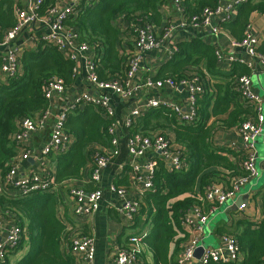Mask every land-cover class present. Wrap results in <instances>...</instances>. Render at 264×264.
I'll return each instance as SVG.
<instances>
[{
  "label": "trees",
  "instance_id": "1",
  "mask_svg": "<svg viewBox=\"0 0 264 264\" xmlns=\"http://www.w3.org/2000/svg\"><path fill=\"white\" fill-rule=\"evenodd\" d=\"M56 1L43 0L39 12L46 13ZM164 2L98 0L97 4L88 5L82 0L80 8L66 23L76 27L80 39L94 49V72L99 81H124L126 77L129 54H119L116 48L118 43L122 45V31L116 27L115 21L124 17L129 23L132 37L135 25L158 20L159 6ZM218 3V0H183L182 6L185 16L191 17L201 14L206 7L215 8ZM255 12L264 14V0L246 1L240 7L237 20L223 25L241 40L251 14ZM16 23L14 1L0 0V38ZM259 50L264 52V45ZM19 61L17 73L4 79L0 76L1 179L5 178L19 157L21 145L13 137L21 120L48 109L49 100L45 90L53 78H61L67 88L74 85L76 78V61L57 47L45 45L44 41L38 42L37 49L22 52ZM1 65L0 59V71ZM190 65L202 67L214 77L212 81L205 79L201 82L203 90L196 95L194 105L196 118L192 122L182 121L174 109L160 105L143 111L128 127L131 135L148 136L160 132L183 153L182 159L186 162L185 168L176 171L170 170L162 159L155 158L154 185L138 199L139 209L132 220L134 222L143 216L151 227L149 234L142 235L145 250L137 257L135 264H168L171 244L176 241L179 250L181 243L189 240L186 225L192 208L197 206L199 194L195 188L198 181L203 194L212 184L230 189L238 177L247 175L242 166L247 156L245 149L236 150L229 144H221L217 135L221 130L240 128L245 122L255 120V104L243 99L237 88L239 78L250 75L251 70L244 64L233 63L230 73H217L218 59L214 47L201 38H192L179 42L177 51L161 66L157 78H172L180 84L203 73L202 70L187 69ZM113 123L114 119L109 118L105 109L97 103H87L83 109L76 107L69 114L64 131L73 142L67 150L56 154L53 185L82 180L86 172L90 176L95 151L106 149L107 154L112 156L114 148L111 146L109 129ZM167 130L171 131L170 135L166 134ZM109 148L112 150H107ZM86 190H92V187ZM0 206L4 211L14 213L16 223L23 230L22 238L13 251L22 249L26 241L29 245L17 264H78L70 249L74 235L72 222H66L60 216L55 195L38 192L1 196ZM181 232L183 236L177 239ZM232 236L237 241L239 251L247 253L244 264H261L264 261V220L259 231ZM11 252L4 264H10L8 258ZM149 254L152 263L148 262Z\"/></svg>",
  "mask_w": 264,
  "mask_h": 264
},
{
  "label": "crops",
  "instance_id": "2",
  "mask_svg": "<svg viewBox=\"0 0 264 264\" xmlns=\"http://www.w3.org/2000/svg\"><path fill=\"white\" fill-rule=\"evenodd\" d=\"M61 1V3L66 5L72 3L74 0ZM228 1L235 2L238 0ZM246 1L240 2V4L235 6L232 10L231 17L228 19L220 17L213 18V22L219 25L221 29L219 33L213 32L210 27H178L172 35L166 36L164 34L165 27L168 24H177L181 21L183 14L174 5L173 0H165V2L159 6L160 17L152 23L157 38L162 41V47L148 53L144 57L141 69L134 79V83L142 82L147 78L158 79L157 75L159 69L177 51L179 42L191 40L192 38H201L206 43L214 47L216 55L217 51L220 52L221 56L219 57L217 55V73H230L233 63L244 64L251 70V74L248 76H250L252 80V91L259 95L262 99L260 112L264 116V93H262V91L264 92V80L261 76L264 75V61L261 57H249L245 55L244 51L239 48H234L231 43L233 40H239V38L233 35L231 30L227 29L223 25L224 23H233L237 20L240 13V7ZM84 2L85 4H88L90 0H84ZM35 25L37 24H33L26 28L14 41L20 56L22 52L26 50L37 49L39 41L37 39L38 35L36 34ZM115 25L122 31V45L120 42L117 44L116 48L119 51V54H129L134 47V42L130 36L129 23L121 16L115 21ZM248 26H250L252 32L258 36L259 45L257 50L259 53L264 55V52L259 50V48L264 45V14L256 12L252 13ZM2 38H0V41ZM5 55L6 49L0 45V59L2 62ZM88 55L95 56L93 48H91L88 52ZM231 57H234L235 60H231ZM240 59H245L246 63H242ZM201 68L190 65L187 69L202 70ZM202 71L203 73L198 75L200 76L201 82L205 79L212 81L211 79L214 78L213 75L205 69ZM75 75L76 78L74 85L67 88L64 94L54 95V97L49 101V117L45 126L36 132H33L30 138L24 139L22 144L23 148L19 150V157L17 160L26 149L31 151V157L30 159L20 161V164L12 177V180L15 183L23 181L33 174H48L51 178L55 179V157L58 152L46 156L43 154V149L49 141L51 135L54 133L58 117L65 111L70 110L73 112L75 110L72 109L74 107L73 105H76L78 109H83L85 104L82 98L84 95H89L97 100L103 98L105 94L111 95L110 92L100 89L90 78L88 68L81 59L77 61ZM0 76L2 79L6 78V75L1 71ZM253 77H256V81H254ZM187 94V89L184 87L174 89L167 86L164 88L143 89L132 99L128 100H123L119 96L116 97L117 100L114 101V108L116 111L115 119L117 123L116 135L119 137V144L116 147H113L114 152L117 150V153L112 154L110 166L102 170L100 182H92L91 175L88 176V173L86 172V175L82 180L63 182L56 185L54 189L39 192L55 195L60 216L66 222L69 220L72 222L70 224L73 228L74 235H89L94 238L96 247V264H116V253L119 248L127 245L130 236H146L151 231V227L145 222V218L143 216L139 217L134 222L129 221L124 209L125 200L131 199L138 201L144 193V190L141 191V185L136 182V176L132 169L133 161L131 160L129 154V139L132 135L129 132V128L124 124L125 117L136 105L145 109L148 100L151 98H156L162 103L170 105L179 104L186 112L190 113L191 108L188 103ZM256 118H258V110ZM165 132L166 134H171L170 130ZM259 136H261V140L259 142L260 148L256 147V141L255 149L257 156L262 155V158L258 163L260 173L258 177L250 179L247 184L243 185L240 191L232 199L228 200L225 204L217 206L213 211H211V204L205 197V190L202 194L199 181L197 182L195 188L197 194H199L197 195V206L202 209L203 213L208 214L209 218L207 224L203 228L202 234L196 232L193 225H186L189 240L199 236L201 244L204 247L218 248L225 246L224 236L247 234L260 230V224L264 220V124L262 125L261 135ZM217 140L221 144H229L236 150H240L244 147V141L240 128L219 131ZM107 150L111 151L112 149L110 150L109 148ZM156 156L157 155L151 151L147 154L145 160L152 157L156 158ZM17 160H15V162ZM162 160L166 165L167 162L164 159ZM141 174L145 175L146 172L143 170L141 171ZM121 181L123 182L120 183ZM71 185H77L85 190L90 187H92V190L98 188L102 190L103 199L100 201L97 208L91 212L89 218L84 219L75 215V202L69 190ZM12 186L13 185L8 183L5 178H0V197L19 195L16 193L15 189L12 188ZM120 188H123L124 196H121L118 193L117 190ZM239 199L243 200L245 207L238 205ZM0 219V242H4L10 229L17 223L14 213L8 210L4 211L1 206ZM193 219L196 221V217L194 215ZM181 236H183L182 232L176 238L179 239ZM207 238L210 239L212 243L211 246H206ZM175 242L176 241H174L169 248L170 259L168 264H178V259L184 245L187 243H184L183 241L180 245V249L178 250L177 242ZM28 247L29 245L26 241L22 249L11 252L8 258L10 264H17V262L26 254ZM246 257V252L239 251V255L235 261L236 264H244ZM195 258V260H191L187 264H201L200 259L197 257ZM147 259L149 263L153 262L150 254ZM76 260L78 264H81L77 257ZM261 264H264V261H262Z\"/></svg>",
  "mask_w": 264,
  "mask_h": 264
},
{
  "label": "built area",
  "instance_id": "3",
  "mask_svg": "<svg viewBox=\"0 0 264 264\" xmlns=\"http://www.w3.org/2000/svg\"><path fill=\"white\" fill-rule=\"evenodd\" d=\"M15 3V13L17 18L16 25L6 31L0 45L6 49V55L1 65V71L6 75H14L17 73L20 61L19 51L15 46L14 41L16 38L29 26L35 25L38 41H44L45 45L57 47L58 50L63 52L67 57L76 61L81 59L84 61L88 68L90 78L97 84L100 89L110 92L111 95L105 96L99 100L84 95L82 100L84 104L97 103L100 104L107 113L109 118L114 119V123L109 129L112 136L111 144L116 147L119 144V137L116 135V111L114 108V101L116 97L123 100L132 99L135 95L140 93L143 89L151 88H164L172 87L178 89L184 87L187 89L188 103L190 104L191 112H186L179 104L162 103L156 98H151L146 104V108L142 109L136 105L124 119V124L129 127L133 120L140 116L143 111L149 108L158 107L160 105L168 106L174 109L179 115L180 119L185 122H192L196 118L195 101L196 95L203 90L201 79L194 76L190 80H183L180 84L176 83L172 78L154 79L147 78L146 80L134 83L139 70L141 69L144 57L155 50L162 47V41L157 38L153 24L149 21H144L133 27V36L131 37L134 42L132 51L129 52L128 69L124 81H99L96 77L94 69L96 67L95 56L88 55L91 50L87 42L79 37V31L76 27L66 23L67 19L77 12L76 9L80 8L82 0H74L72 3L64 5L61 0L56 3L44 14H41L40 6L43 0H13ZM61 1V2H60ZM246 0H238L230 2L228 0H218V5L215 8L206 7L199 15L186 17L182 6L183 0H173L174 5L183 14L181 21L177 24H168L165 27L164 34L166 36L172 35L175 29L187 27H210L215 33L221 31L219 25L213 22L214 17L228 19L231 17L232 10L235 6ZM98 0H90L88 5H95ZM232 46L244 51L245 55L249 57L258 56L264 61V55L259 53L257 47L259 45V38L253 32L250 26L247 27L245 35L241 40H233ZM220 57V52L217 51ZM231 60H235L231 57ZM242 63H246L245 59H240ZM251 65L250 63H248ZM75 67V69H76ZM237 88L240 91L243 99L253 102L258 110V118L253 121H247L240 127V132L243 137L245 151L247 156L243 162L247 175L238 177L232 184L230 189L225 188L218 184H212L205 190V197L211 204L213 211L217 206L225 204L228 200L232 199L242 188L247 184L250 179L258 177L260 171L257 168V153L255 143L259 135H261L262 125L264 124V116L261 111L262 99L259 95L252 91V80L248 75L241 76L238 80ZM67 87L61 78H53L49 85L46 87L45 96L50 101L56 94H64ZM72 109H76L73 105ZM65 111L58 117L54 133L51 135L49 141L43 149V154L48 156L52 153H57L67 150L72 143V138L69 137L64 131V124L70 114ZM49 117V110L40 112L33 117H27L21 120L18 131L15 133L13 140L21 145L24 139L30 138L33 132L43 128L47 123ZM154 153L161 159L167 162L170 170H181L185 168L186 162L183 161V153L176 149L169 139L160 133L153 135H132L129 139V154L133 161L132 169L136 176V182L141 185V191H145L154 185V174L156 171L155 157L146 159L149 152ZM113 153H117V150ZM31 157L30 150H24L20 158L13 163L9 172L5 176V180L12 184L19 195H31L41 191L54 189V179L48 174H33L30 177L15 183L12 180L20 161L27 160ZM112 156L107 154L106 149H100L94 152L93 160L94 167L91 170V181L99 183L101 180L102 170L110 166ZM146 174L142 175L141 171ZM70 194L75 202L74 212L77 217L84 219L89 218L91 212L95 210L103 199V192L101 189L85 190L81 187L70 186ZM121 196H124L123 188L117 190ZM245 207L244 204L241 205ZM124 209L129 221H132L139 209L137 200H125ZM196 217V221L193 219ZM208 214L203 213L202 209L195 206L191 210V215L187 219V225H193V228L199 234H202L204 226L208 222ZM1 224V219H0ZM22 228L20 225L15 224L10 229L4 242H0V264H4L5 258L8 253L16 249L21 238ZM224 247H204L201 244L199 236L194 237L187 241L178 259V264H187L191 260H195V252L199 247H203V255L200 259L201 264H210L211 262H232L236 261L239 255V247L236 239L233 236H224ZM70 249L77 257L81 264H96V247L94 238L89 235H73ZM145 250V244L142 242V235H132L126 246L119 248L115 256L116 264H135L137 257Z\"/></svg>",
  "mask_w": 264,
  "mask_h": 264
},
{
  "label": "rangeland",
  "instance_id": "4",
  "mask_svg": "<svg viewBox=\"0 0 264 264\" xmlns=\"http://www.w3.org/2000/svg\"><path fill=\"white\" fill-rule=\"evenodd\" d=\"M262 76V78H263V80H264V75H261ZM253 79H254V81H256V77H253ZM262 91V90H261ZM262 93H264L263 91H262ZM263 111H264V107H263ZM149 136V135H148ZM260 140H261V136H259L258 138H257V143H256V147L257 148H260ZM261 158H262V155H259L258 156V159H257V168L259 169V166H258V163H259V161L261 160ZM212 245V243H211V241H210V239L209 238H207L206 239V246H211Z\"/></svg>",
  "mask_w": 264,
  "mask_h": 264
},
{
  "label": "water",
  "instance_id": "5",
  "mask_svg": "<svg viewBox=\"0 0 264 264\" xmlns=\"http://www.w3.org/2000/svg\"><path fill=\"white\" fill-rule=\"evenodd\" d=\"M243 204V200L242 199H239L238 201V205L241 206ZM203 251H204V248L201 246L199 247L196 252H195V257H197L198 259H201L202 255H203Z\"/></svg>",
  "mask_w": 264,
  "mask_h": 264
}]
</instances>
